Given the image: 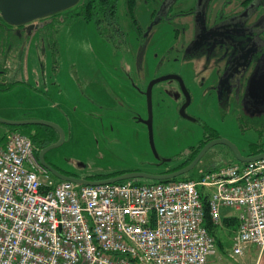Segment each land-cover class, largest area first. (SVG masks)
<instances>
[{"label":"rangeland","instance_id":"rangeland-1","mask_svg":"<svg viewBox=\"0 0 264 264\" xmlns=\"http://www.w3.org/2000/svg\"><path fill=\"white\" fill-rule=\"evenodd\" d=\"M222 1L140 2L136 14L144 29L142 37L127 17L124 0H120L117 18L125 42L101 36L94 22L73 16L78 4L52 16L57 17L54 23L28 39L17 40L18 35L8 32L0 20V119H34L58 125L64 141L47 156L62 173L82 177L156 173L158 168L152 167L156 157L147 124L150 112L146 92L156 78L180 74L193 97L187 112L198 122L182 117L184 95L176 80L156 83L152 89V125L160 157L170 159V166L176 167L211 137L226 139L241 155H250L255 151L250 144L264 146V128L257 130L255 122L239 116L240 111L226 97L221 100L216 91L200 84L205 76L197 70L202 59L184 53L182 36L176 30L180 23L196 17L197 9L208 16ZM6 68L13 71L11 77L1 74ZM7 130L10 128L0 123V143ZM233 163L237 160L229 147L218 144L180 179L197 178L213 167ZM226 213L237 211L224 210L223 216ZM216 233L223 247L219 250L231 252L236 232L220 227ZM253 249L256 258L255 246Z\"/></svg>","mask_w":264,"mask_h":264},{"label":"built area","instance_id":"built-area-1","mask_svg":"<svg viewBox=\"0 0 264 264\" xmlns=\"http://www.w3.org/2000/svg\"><path fill=\"white\" fill-rule=\"evenodd\" d=\"M234 209L232 257L264 249V158L197 178L79 185L55 180L32 139L0 143V264H207L219 244L205 225Z\"/></svg>","mask_w":264,"mask_h":264},{"label":"flooded vegetation","instance_id":"flooded-vegetation-1","mask_svg":"<svg viewBox=\"0 0 264 264\" xmlns=\"http://www.w3.org/2000/svg\"><path fill=\"white\" fill-rule=\"evenodd\" d=\"M218 3L219 6L215 7L210 15L206 16L200 9H197L195 11L196 17L176 26V30L178 29L180 36H182L183 51L184 53L195 54L197 59H202L201 67L197 70L198 73H204L205 76L200 84H204L206 88H210L213 92L216 91L220 95L221 100L226 97L227 101L231 102L240 111L241 114L239 116L255 122L257 130L263 129L264 0H224ZM51 17L38 20L37 23L46 22L47 24L43 26L45 27L52 22ZM5 25L8 32L14 34V36L18 35L17 40L28 39L32 35L26 29L27 25L20 27ZM50 46L52 47V45ZM162 77L176 80L180 84L184 95L180 113L184 120L198 122V119L187 112L193 103V97L190 89L186 86L184 78L180 74H167ZM183 87H185V90ZM184 105L187 106L182 112ZM43 127L48 129V131L40 129V134L48 138L47 140L51 139V136L55 138L53 143L60 139L61 134L57 130L47 126ZM213 139L211 137L205 140L196 151L193 150L194 154L192 153L193 156L190 159L183 160L176 167L170 166V161L163 162L162 157L156 158V161L152 162V167L158 168L155 174L171 173L189 165L201 149ZM51 144H46L40 148V145L33 142L35 152L38 151L37 158L39 161L40 151ZM249 147L250 149H255V151L246 156L264 152V146L259 144L252 143ZM229 151L235 158L230 148ZM257 151L260 152L257 153ZM47 153L45 154L46 162L57 169L53 161L47 156ZM65 175L72 178H84L71 173Z\"/></svg>","mask_w":264,"mask_h":264},{"label":"water","instance_id":"water-1","mask_svg":"<svg viewBox=\"0 0 264 264\" xmlns=\"http://www.w3.org/2000/svg\"><path fill=\"white\" fill-rule=\"evenodd\" d=\"M80 0H0V18L7 24L13 27H20L23 25H27L26 29L29 30V34H33L35 31H38L41 29L46 22L36 23L38 20L45 19L47 17H50L54 14L60 13L64 10L70 9L71 7H74L79 3ZM167 79L166 77H162L159 79H156L155 81H152L148 87L147 90V98H148V107H149V120L147 121L149 132H150V143L153 150V153L156 158H160V155L158 154L156 150V146L154 143V135H153V128H152V87L156 83ZM185 90V87H183ZM188 98V94H187ZM187 105H184L182 108V112L184 111L185 107ZM0 123L8 126H25V125H31V124H39V125H45V126H51L53 128H58L60 130V139L57 143L51 144L47 146L46 148L42 149L40 151V163L42 166H44L52 175H54L59 180H66L71 181L79 185H88V186H94V185H103V184H111L116 182H122L126 180H132V179H148L153 181H168L183 175H186L190 173L195 166L198 164V162L204 157L206 152L213 146L222 144L226 145L230 148V150L233 152L235 158L237 161L240 162H251L256 161L258 159L264 158V152L260 153L258 155L253 156H243L240 154L238 148L230 143L228 140L220 138L216 140H212L208 142L198 153V155L194 158V160L187 166L176 170L171 173H165V174H155V173H148V172H128L124 173L112 178L103 179V180H88L84 178H72L69 176H66L62 172H60L58 169L51 166L48 162L45 160V154L50 151L51 149L58 147L62 142L64 141V133L63 130L56 124L42 121V120H2L0 119ZM170 161V159L163 158V162Z\"/></svg>","mask_w":264,"mask_h":264},{"label":"trees","instance_id":"trees-1","mask_svg":"<svg viewBox=\"0 0 264 264\" xmlns=\"http://www.w3.org/2000/svg\"><path fill=\"white\" fill-rule=\"evenodd\" d=\"M120 0H81L79 1L78 5L76 6L77 11H75L74 15L75 17H81L85 21H92L94 22V25L98 31V33L101 36H104L107 39H118L121 42H125L124 36L125 32L123 31L119 20L117 18L118 15V4ZM156 3L155 1L157 0H124L125 3V11L127 14V17L129 20L132 22L133 27H135L136 31L138 34L144 36V29L140 25V22L137 18V8L140 2L143 3H150L152 2ZM58 14V13H57ZM54 14V15H57ZM52 15V16H54ZM154 16V15H153ZM53 18V17H51ZM55 18V17H54ZM52 19V22L54 23V20H57V17L55 19ZM1 20V19H0ZM59 21H64L63 19H59ZM6 24V23H5ZM49 24V23H48ZM25 127V129L19 127H9L10 130H20L23 133L27 134L34 143L40 145V148H42L44 145L49 144L55 140V138L47 140L45 136L40 134V129L43 131H48V129H45L43 126H22ZM35 128V130L30 131V128ZM38 128V130H37ZM44 128V129H43ZM28 129V132L26 130ZM41 130V131H42ZM50 138V137H49ZM36 151V150H35ZM260 151H257V153ZM196 153V152H195ZM36 156L38 155V151L35 152ZM173 171V170H172ZM124 173L128 172H122V173H111V174H106V175H98V176H93L91 177L92 179H108L112 178ZM184 176V175H183ZM182 176L168 180V181H175V180H180ZM189 179V176L187 177ZM122 181L120 183L127 182ZM131 181L138 183V179H132ZM168 181H158V182H168ZM156 182V181H155ZM205 225L207 228L216 236L219 247L223 249L222 247V242L220 241L219 237L217 236V229L220 227L226 228V229H231L232 231L236 232L239 226V220L237 217H226L224 216L221 220V224H216L212 221L211 217L209 215L206 216L205 218Z\"/></svg>","mask_w":264,"mask_h":264},{"label":"crops","instance_id":"crops-1","mask_svg":"<svg viewBox=\"0 0 264 264\" xmlns=\"http://www.w3.org/2000/svg\"><path fill=\"white\" fill-rule=\"evenodd\" d=\"M7 70L6 71H3L1 74H5L7 73V76L8 77H11V75L13 74V71L9 70L10 68H6ZM32 77V75H31ZM24 120H29V119H24ZM21 121V120H20ZM4 125V124H3ZM31 125H37L39 126V124H31ZM31 125H25V126H31ZM4 126H8V125H4ZM40 126H45V125H40ZM8 127H14V126H8ZM19 127H22V126H19ZM18 126H16V128H19ZM49 128H52V127H49ZM36 127L34 128H30L29 130L32 131V130H35ZM17 130V129H15ZM38 130V128H37ZM10 130H7L4 134H3V137L2 139L4 140V136L9 132ZM21 133H23L22 131L20 130H17ZM26 132H28V129L26 130ZM25 134V133H23ZM27 135V134H25ZM2 140V142H3ZM1 142V143H2ZM212 169H215L214 167L209 169V170H212ZM65 174H68V172L64 171ZM108 174H111V173H108ZM98 175H106V174H97V175H92V176H85L84 178L85 179H92L91 177L93 176H98ZM97 180V179H96ZM226 214H230V215H233V216H238L239 212H237V214H232V213H226ZM254 245H251L246 253L241 256L242 259L239 260V261H236V259H234L232 257V251L231 252H225L223 250V252H221L220 250L218 251V254L216 256H213L209 259L208 263L207 264H264V250H261L260 247H257L255 246V250L257 252V257L254 258V249H253ZM222 249V248H221ZM221 252V253H220ZM236 262V263H235Z\"/></svg>","mask_w":264,"mask_h":264}]
</instances>
